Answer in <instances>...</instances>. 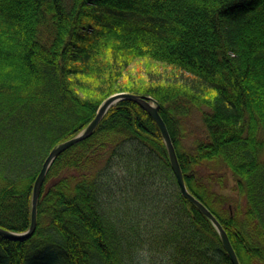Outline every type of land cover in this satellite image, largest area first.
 <instances>
[{"label":"trees","instance_id":"trees-1","mask_svg":"<svg viewBox=\"0 0 264 264\" xmlns=\"http://www.w3.org/2000/svg\"><path fill=\"white\" fill-rule=\"evenodd\" d=\"M119 92L159 102L189 191L264 264V0H0V227L29 229L44 160ZM0 264L232 262L125 100L55 159Z\"/></svg>","mask_w":264,"mask_h":264},{"label":"water","instance_id":"water-1","mask_svg":"<svg viewBox=\"0 0 264 264\" xmlns=\"http://www.w3.org/2000/svg\"><path fill=\"white\" fill-rule=\"evenodd\" d=\"M125 100L136 102L144 110H146L149 115L155 120L161 131L164 143L166 145L171 168L179 185L181 194L192 204H194L210 220V222L216 229L223 244V247L226 250L232 264H240V261L232 246L230 238L218 218L204 203H202L195 195H193L189 191L184 180V175L178 160V156L170 132L168 130L166 122L160 114L159 102L151 96H143L129 92H119L109 96L106 100L102 102L95 118L80 133H78L76 136L69 140L59 143L50 151V153L44 160L41 170L34 183L32 193L31 225L29 229L25 232H14L0 227V235L11 240L23 241L30 238L34 234L37 227V204L40 190L52 163L60 154L67 151L74 145L88 139L94 133L95 129L97 128L107 111L114 105Z\"/></svg>","mask_w":264,"mask_h":264},{"label":"rangeland","instance_id":"rangeland-1","mask_svg":"<svg viewBox=\"0 0 264 264\" xmlns=\"http://www.w3.org/2000/svg\"><path fill=\"white\" fill-rule=\"evenodd\" d=\"M198 119H199V114L197 113V115H193V117L191 118V121H190V123H189V125H188V127L189 128H191V123L192 122H195V121H198ZM199 121H200V119H199ZM198 121V122H199ZM200 124V123H199ZM202 130H200V132L199 133H197V134H202L203 132H201ZM233 185V180L232 179H230V188H231V186ZM225 189V190H223V192L224 193H227L228 195L229 194H231V192H232V189Z\"/></svg>","mask_w":264,"mask_h":264}]
</instances>
